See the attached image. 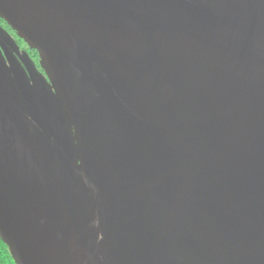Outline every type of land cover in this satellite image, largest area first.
<instances>
[{"label": "water", "instance_id": "95a60500", "mask_svg": "<svg viewBox=\"0 0 264 264\" xmlns=\"http://www.w3.org/2000/svg\"><path fill=\"white\" fill-rule=\"evenodd\" d=\"M63 1L91 16L42 59L65 122L39 79L21 106L0 69L15 264H264V0ZM39 4L13 0L21 16ZM84 34L118 42L123 63Z\"/></svg>", "mask_w": 264, "mask_h": 264}, {"label": "flooded vegetation", "instance_id": "af4514ba", "mask_svg": "<svg viewBox=\"0 0 264 264\" xmlns=\"http://www.w3.org/2000/svg\"><path fill=\"white\" fill-rule=\"evenodd\" d=\"M39 3V7H34L31 10L30 7H27L21 16L15 10L13 0H0V69L6 74L4 82L7 83L9 91L14 88L17 92L21 106L24 105V98L19 86L26 87L27 91L36 98L33 90V77L39 79L43 86L41 101L43 103L50 102L51 123L60 125L62 119L65 122V118L52 99L56 94V80L51 73L46 72L42 65L44 62L42 59L45 57V52L49 51L47 44L50 42L49 39L51 40L50 35L61 34L67 38L70 29L74 31L77 26L79 31L80 27L86 26L81 21H85L91 16L63 0H55L51 3L39 0ZM88 24L90 27L95 26L89 21ZM109 25L113 24L109 23ZM89 26L87 27L91 30ZM82 31L85 32L84 29ZM80 37L82 46H87L98 54H105L99 59L101 62H104L107 57V62L110 65L113 61L123 63L120 57L125 53L118 42L109 40L102 35H100L101 41L96 35L92 40L86 34L83 37L80 35ZM71 40L74 45L71 42L66 44L58 39L60 43L65 44L64 47L67 50L71 49V51L77 52L78 42L74 39ZM51 45L53 44L51 43ZM60 48L62 47L58 49L61 50ZM61 52L67 59L72 58L71 54L62 50ZM15 74L19 78H23L24 83L18 84ZM57 81L60 82L58 79ZM141 93V88L134 89L133 96L138 99L144 98ZM60 131L64 133L68 129L63 126Z\"/></svg>", "mask_w": 264, "mask_h": 264}, {"label": "trees", "instance_id": "16d2710c", "mask_svg": "<svg viewBox=\"0 0 264 264\" xmlns=\"http://www.w3.org/2000/svg\"><path fill=\"white\" fill-rule=\"evenodd\" d=\"M0 264H15L7 246L0 239Z\"/></svg>", "mask_w": 264, "mask_h": 264}]
</instances>
